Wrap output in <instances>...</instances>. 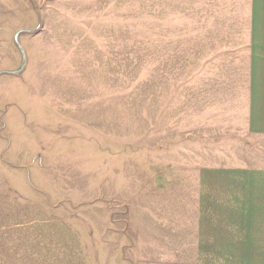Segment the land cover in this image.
I'll return each instance as SVG.
<instances>
[{"label":"rangeland","instance_id":"1","mask_svg":"<svg viewBox=\"0 0 264 264\" xmlns=\"http://www.w3.org/2000/svg\"><path fill=\"white\" fill-rule=\"evenodd\" d=\"M154 28V0H0V264L194 263L200 170L258 153Z\"/></svg>","mask_w":264,"mask_h":264},{"label":"crops","instance_id":"2","mask_svg":"<svg viewBox=\"0 0 264 264\" xmlns=\"http://www.w3.org/2000/svg\"><path fill=\"white\" fill-rule=\"evenodd\" d=\"M154 13L155 40L185 47L187 89L219 105L199 109L244 111L259 159L200 170L193 264H264V0H154Z\"/></svg>","mask_w":264,"mask_h":264}]
</instances>
